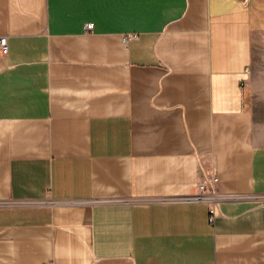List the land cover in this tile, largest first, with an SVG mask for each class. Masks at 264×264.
Here are the masks:
<instances>
[{
    "label": "crops",
    "instance_id": "0c3cea01",
    "mask_svg": "<svg viewBox=\"0 0 264 264\" xmlns=\"http://www.w3.org/2000/svg\"><path fill=\"white\" fill-rule=\"evenodd\" d=\"M1 37L0 264H264V0H0Z\"/></svg>",
    "mask_w": 264,
    "mask_h": 264
},
{
    "label": "built area",
    "instance_id": "2783aa9c",
    "mask_svg": "<svg viewBox=\"0 0 264 264\" xmlns=\"http://www.w3.org/2000/svg\"><path fill=\"white\" fill-rule=\"evenodd\" d=\"M85 31L90 33L93 31V24L87 23L85 25ZM9 51V44L7 37L0 38V52L6 55ZM219 179L216 169L212 166L207 174L206 180L198 185V193L190 196L187 201L204 202L209 206L210 222L215 223L219 216L220 209L219 204L223 200V196L218 191Z\"/></svg>",
    "mask_w": 264,
    "mask_h": 264
}]
</instances>
